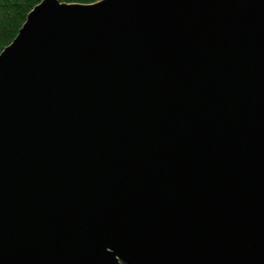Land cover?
Wrapping results in <instances>:
<instances>
[{
    "label": "water",
    "instance_id": "95a60500",
    "mask_svg": "<svg viewBox=\"0 0 264 264\" xmlns=\"http://www.w3.org/2000/svg\"><path fill=\"white\" fill-rule=\"evenodd\" d=\"M0 264H264V0H42L0 51Z\"/></svg>",
    "mask_w": 264,
    "mask_h": 264
},
{
    "label": "trees",
    "instance_id": "16d2710c",
    "mask_svg": "<svg viewBox=\"0 0 264 264\" xmlns=\"http://www.w3.org/2000/svg\"><path fill=\"white\" fill-rule=\"evenodd\" d=\"M42 0H0V51L16 36L28 12ZM90 4L99 0H59Z\"/></svg>",
    "mask_w": 264,
    "mask_h": 264
},
{
    "label": "rangeland",
    "instance_id": "374dc122",
    "mask_svg": "<svg viewBox=\"0 0 264 264\" xmlns=\"http://www.w3.org/2000/svg\"><path fill=\"white\" fill-rule=\"evenodd\" d=\"M18 33V32H17ZM17 35V34H16Z\"/></svg>",
    "mask_w": 264,
    "mask_h": 264
}]
</instances>
